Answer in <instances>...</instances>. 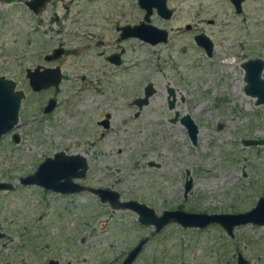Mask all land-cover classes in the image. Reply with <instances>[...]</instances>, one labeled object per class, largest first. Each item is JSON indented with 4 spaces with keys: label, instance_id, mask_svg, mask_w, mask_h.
I'll list each match as a JSON object with an SVG mask.
<instances>
[{
    "label": "rangeland",
    "instance_id": "374dc122",
    "mask_svg": "<svg viewBox=\"0 0 264 264\" xmlns=\"http://www.w3.org/2000/svg\"><path fill=\"white\" fill-rule=\"evenodd\" d=\"M26 1L0 0V76L25 93L18 125L0 139V183L13 185L0 191V264H41L56 252L44 244L64 235L72 242L57 249L63 264H118L120 252L153 235L137 264H237L239 254L264 264V226L237 227L235 238L216 224L172 223L156 233L90 190L61 195L20 182L64 152L87 161L86 177L75 183L117 192L121 202L145 204L159 217L252 210L264 197V145L243 142L264 140V105L246 95L242 65L264 60V0H245L241 14L231 0H167L173 18L155 11L152 24L169 39L155 46L117 42L119 28L143 21L137 0H51L40 17ZM199 34L214 43L211 57L195 42ZM56 48L66 54L47 63ZM122 49L121 66L107 60ZM37 66L60 67L58 91H32L26 71ZM149 84L156 92L140 110L134 102ZM51 99L58 105L46 114ZM106 115L108 129L100 124ZM186 116L199 128L196 144L181 124ZM25 226L45 230L40 248L24 245Z\"/></svg>",
    "mask_w": 264,
    "mask_h": 264
},
{
    "label": "water",
    "instance_id": "95a60500",
    "mask_svg": "<svg viewBox=\"0 0 264 264\" xmlns=\"http://www.w3.org/2000/svg\"><path fill=\"white\" fill-rule=\"evenodd\" d=\"M51 0H30L26 2V6L36 15H40ZM140 7L145 11L143 21L137 26H126L121 29L122 35L120 40L129 38H138L143 42L153 46L159 43H167L169 33L152 24V16L156 13L164 20H171L174 12L168 6L167 0H137ZM245 0H231L235 6L237 14L242 13V5ZM191 30L189 25L186 28ZM195 42L198 46L205 49L208 56H212L214 52V43L204 34L195 36ZM114 54L108 57V60L120 66L122 64V54ZM64 55L63 48L54 49L52 54L45 57L48 63L58 60ZM245 70V93L246 95L256 99L258 106L264 105V60L253 59L242 65ZM27 79L32 91L39 93L50 88L59 90L62 81V72L60 67L50 68L37 66L34 69L28 68L26 71ZM17 82L9 80L4 76H0V139L2 136L10 133L19 123V113L21 103L25 98V93L20 90L16 91ZM153 84H149L145 89L143 98L137 99L134 104L141 110L149 105L150 98L155 94ZM173 100L169 102V108L172 110L176 105V97L173 89L169 90ZM57 100L51 99L46 106L44 112L51 113L57 107ZM109 115L106 120L101 122L105 129L110 127ZM178 114L173 122L178 121ZM189 133L193 144H196L199 134V128L190 116L181 119ZM15 143L20 142L18 134L13 135ZM246 146L264 145V140H245ZM150 167H154L155 163L151 162ZM88 164L84 157L67 156L64 152L55 154L54 158H47L39 167L35 174L22 178L21 184L37 185L46 190L54 191L61 194L81 193L90 190L96 194L102 203H109L113 209L132 210L139 216V221L144 226H153L157 233L161 232L167 225L176 223L184 228H200L203 229L209 225L216 224L221 226L230 237H234L235 228L252 224L255 226H264V197L260 198L257 205L246 213L239 214H205V213H188L185 211H165L160 217L156 212L145 204L136 201L121 202L120 195L117 192L106 189H88L78 183L76 179L86 177ZM12 184L0 183L1 190H12ZM192 189V180L187 181L185 195ZM2 235H0V238ZM148 238L143 239L138 246L130 253L124 264H132L143 249ZM237 264H248L242 254H239Z\"/></svg>",
    "mask_w": 264,
    "mask_h": 264
},
{
    "label": "flooded vegetation",
    "instance_id": "af4514ba",
    "mask_svg": "<svg viewBox=\"0 0 264 264\" xmlns=\"http://www.w3.org/2000/svg\"><path fill=\"white\" fill-rule=\"evenodd\" d=\"M27 2V1H26ZM51 3V1L46 5V8H47V6L49 5ZM25 5H26V3H25ZM27 7V6H26ZM28 8V7H27ZM46 8L42 11V13L46 10ZM29 9V8H28ZM30 10V9H29ZM31 12H32V10H30ZM35 16H41L42 15V13L40 14V15H36L34 12H32ZM39 23L41 24L42 23V20H40L39 19ZM141 22H139V24H140ZM139 24H136V23H134L133 25H131V24H125L126 26H137V25H139ZM124 25V26H125ZM124 26H122L121 28H119L118 29V31H119V39H118V41L117 42H122V41H127V40H130V39H138V38H129V39H124V40H120L121 39V35H122V31H121V29L124 27ZM125 26V27H126ZM140 40V39H139ZM141 41V40H140ZM146 43V42H145ZM57 49V48H56ZM124 49H122L121 50V52L123 51ZM120 52V53H121ZM120 53H115V54H120ZM124 53H125V50H124ZM124 53L122 54V58H123V55H124ZM52 54V53H51ZM66 54V51L64 50V55ZM49 55V54H48ZM63 55V56H64ZM112 55H114V54H112ZM47 56V55H46ZM45 56V57H46ZM62 56V57H63ZM111 56V55H110ZM110 56H108V57H110ZM108 57H107V60H108ZM45 61H46V59H45ZM109 61V60H108ZM47 62V61H46ZM110 62V61H109ZM48 63V62H47ZM113 64V63H112ZM115 65V64H114ZM122 65V64H121ZM120 65V66H121ZM117 66V65H116ZM51 68V67H50ZM50 101V100H49ZM49 103V102H48ZM48 105V104H47ZM58 105V104H57ZM46 108V107H45ZM45 108H44V110H45ZM55 110V109H54ZM49 114V113H48ZM107 116V115H106ZM110 118V117H109ZM110 122V121H109ZM101 124V123H100ZM26 178V177H25ZM61 195H64V194H61ZM210 226V225H209ZM209 226H207V227H209ZM207 227H205V228H207ZM28 228H26V226H25V228H24V230H23V236H24V238L26 239V237H29V239H26L25 241H24V245L25 246H29V247H35V246H37V249L38 248H40V246L38 245L39 243H40V240L41 239H43V237L42 236H37L40 232H44L45 230L43 229V228H38L37 226H34V228H32L33 230L31 231V229H29V230H27ZM204 229V228H203ZM155 232H156V230H155ZM33 233H35L36 235L35 236H33L34 234ZM157 233V232H156ZM31 234H32V237H31ZM0 235H2V234H0ZM229 236V235H228ZM2 237H3V235H2ZM1 237V238H2ZM153 237H155V235H153L151 238H153ZM230 237V236H229ZM145 238H148V241L145 243V245L143 246V249H142V251L140 252V254L138 255V257L133 261V263L132 264H137V262L139 261V259H140V257L143 255V253L145 252V249L152 243V239L150 238V237H145ZM145 238H142V239H140L139 240V242L137 243V244H134V245H132V246H130V250L128 251V248L129 247H127V249L126 250H124V251H122V252H120V256H118L117 258H115V260H116V262L118 263V264H124V262H125V260L128 258V256L130 255V253L138 246V244L143 240V239H145ZM233 238H235V233H234V237ZM67 242V244H69V243H71L72 242V239H71V237H65V235L63 236V238L60 240V241H58V242H56V243H54V242H52V244H44V249L45 250H47V251H49V252H53L51 249H50V247H53L54 249H55V253H54V255H52L49 259H47V260H45L43 263H41V264H63V262H62V260H60L59 259V257H58V252H57V249L59 250V253L61 252V247L63 248V247H65V243ZM161 242V241H160ZM66 248H67V246H66ZM23 264H25V263H23ZM67 264H70V263H67ZM112 264H115V263H112ZM249 264V263H248Z\"/></svg>",
    "mask_w": 264,
    "mask_h": 264
},
{
    "label": "bare ground",
    "instance_id": "6f19581e",
    "mask_svg": "<svg viewBox=\"0 0 264 264\" xmlns=\"http://www.w3.org/2000/svg\"><path fill=\"white\" fill-rule=\"evenodd\" d=\"M242 86H244L243 84H242ZM78 156V155H77Z\"/></svg>",
    "mask_w": 264,
    "mask_h": 264
}]
</instances>
